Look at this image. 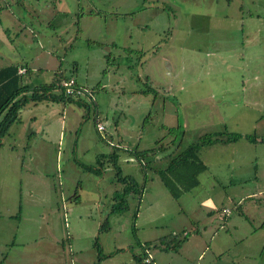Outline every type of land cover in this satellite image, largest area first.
<instances>
[{"label":"rangeland","instance_id":"rangeland-1","mask_svg":"<svg viewBox=\"0 0 264 264\" xmlns=\"http://www.w3.org/2000/svg\"><path fill=\"white\" fill-rule=\"evenodd\" d=\"M23 6L0 10V67L27 64L32 70L22 81L32 85L73 75L94 90L96 105L27 102L1 138L0 264H140L144 248L155 264H202L198 250L213 235L241 248L245 219H259L250 209L264 211V142L242 136L201 146L207 169L178 199L155 172L166 162L144 170L133 153L181 136L175 153L206 134L264 137L255 129L264 119V0ZM247 62L243 72L258 78H241L237 66ZM163 125H179L176 135ZM126 174L143 191H130L111 212L131 181ZM172 233L179 235L174 245L182 240L175 248L165 240ZM159 238L164 245L153 244Z\"/></svg>","mask_w":264,"mask_h":264},{"label":"trees","instance_id":"trees-1","mask_svg":"<svg viewBox=\"0 0 264 264\" xmlns=\"http://www.w3.org/2000/svg\"><path fill=\"white\" fill-rule=\"evenodd\" d=\"M3 1L4 6H1L0 10L6 9L9 6L8 11L11 10V4L17 2L18 5L23 6L24 0H6ZM24 8V6H23ZM23 64L18 62L10 63L9 65L0 67V116L3 115L0 121V141L5 135L8 134L10 126L20 119V108H22L27 102H41L43 100L52 99L53 101L59 100H68L75 101L79 106L89 109V104L93 106L96 105V101L94 100V90L89 89L88 87L83 86L78 83L75 77L69 76H54L50 82L38 83L36 85H32V83H24L22 81V76L25 74L20 73L18 70L20 68H24ZM26 73H29V67L25 69ZM57 75V74H55ZM74 78V86L80 85L83 90H87L86 95H81L78 98H73V96H69L66 92V88L62 85L63 81H68L69 79ZM53 90H58L59 94L52 93ZM146 121V118L145 120ZM104 127V126H103ZM177 127H166L163 125V128L166 129L170 134L176 135ZM98 128V127H97ZM98 131L102 130L97 129ZM245 136L247 140L251 142L257 141V136L255 134H245L242 135L236 132H219L215 134H206L201 136L197 141L188 144L183 150L175 151L180 147L182 136L180 140H170V142L160 143L159 140L156 141L153 148H147L143 150H136L133 154L135 155L136 160H138L145 170L149 165L155 161L166 162V165L163 167H159V170L156 169V173L159 176L160 180L163 182L164 186L169 190L172 196L175 199H178L181 194L185 191H190L195 186L199 184L198 176L200 173L207 169V166L203 161L199 158V150L201 146H206L208 144L213 143H230L236 141L238 138ZM261 141H264V137L260 138ZM1 144V143H0ZM175 153V154H174ZM111 158V157H110ZM113 161L112 165L114 169L117 171L120 170V166L117 164L118 154H112ZM91 170V168H88ZM124 180H131L126 184L124 191L121 194H117L114 196V202L111 207V212L119 210L125 204L126 198L125 196L130 192L134 191L137 195L141 196L143 191V186H138L137 182L133 180V177L129 174L124 176ZM127 183V182H126ZM115 201H117L115 203ZM223 218V217H222ZM190 231H186L185 235L182 237V240L187 239ZM178 234H170V237L165 239L168 241L173 247L175 245H180V239H177L175 245L173 244ZM154 243H159L164 245V241L162 239L155 240ZM145 245L149 246L151 244L145 243ZM155 245V244H154ZM98 249L99 245H98ZM166 250L165 248H163ZM148 248H144V257L143 259L138 257L136 261L142 263L145 262V258H148L150 261L147 264L153 263V258H151Z\"/></svg>","mask_w":264,"mask_h":264},{"label":"crops","instance_id":"crops-1","mask_svg":"<svg viewBox=\"0 0 264 264\" xmlns=\"http://www.w3.org/2000/svg\"><path fill=\"white\" fill-rule=\"evenodd\" d=\"M3 1H5V3H7L6 0H0V8H2L1 6H4ZM24 2H25V0H24ZM8 8H9V6H7L6 9H8ZM6 9H2V10H6ZM141 24H143L144 27H147V28L149 27V23L148 24L147 23H141ZM2 39H4V40L6 39L8 41L7 36H5V37L2 36ZM239 55H240L239 52H237L238 58H239ZM165 61H167V60L165 59ZM22 66H25V69L27 68V64H23ZM249 66L250 65L248 64V62H247L246 66H237L239 72L241 73V78H243V80L248 79V78H258L260 75V73H256V72H251V73H249V75L244 73L243 72L244 68L249 67ZM31 70L32 69L29 67L30 73H31ZM33 70H36V69L34 68ZM25 73H26V71H25ZM253 73H254V75H252V76H254V77L251 76V74H253ZM71 76L74 77L73 75H71ZM237 79H240V78H237ZM255 126H256V128H255L256 130H258V128H260V127L264 129V119H261V121H255ZM237 133H239V132H237ZM240 134L245 135L247 133H240ZM257 140L261 141L259 136H257ZM262 142H264V141H262ZM199 158H200V156H199ZM203 163H205L207 166V161H203ZM239 201H240V199H239ZM223 208H227V207H223ZM223 208H222V210H223ZM209 213H211V212H209ZM250 213H251L250 215L258 216V218H259L258 223L255 225L256 222H253L249 219H245L246 223H248V226L250 227V229L246 232V236L244 237L246 239H243L242 242L239 243V244L243 243L241 248H238L237 250L234 251L232 248L223 245L222 240H215V235H213L208 240L209 243H206V241H205V243H203V246L201 247V249L198 250L199 253L197 254L196 259H198L199 262L202 264H264V259L262 256V253L264 250V247H263L264 246V226L262 225V222L264 223V211L263 212L258 211L257 206L255 205L250 209ZM228 214H221V215L224 216V215H228ZM223 219H225V218L223 217ZM195 231L199 232V229L195 228ZM186 243H188V242H186ZM252 250H255V252ZM153 263L155 264L154 259H153Z\"/></svg>","mask_w":264,"mask_h":264},{"label":"built area","instance_id":"built-area-1","mask_svg":"<svg viewBox=\"0 0 264 264\" xmlns=\"http://www.w3.org/2000/svg\"><path fill=\"white\" fill-rule=\"evenodd\" d=\"M18 71L20 73H24L25 69L24 68H20ZM74 83H75L74 78H71L68 81H63L62 82V85L66 88V92L68 94H70L69 95L70 97L73 96V98H78L81 95H86L87 97L90 96L89 94L88 95L86 94L87 90H83L82 87L78 86V85L74 86ZM97 127H98L99 130H102L104 128L103 125H101V124H98ZM228 213H229V209L223 208L222 214H228ZM222 216L223 215H221V217ZM149 261L150 260L148 258H145V262L148 263Z\"/></svg>","mask_w":264,"mask_h":264},{"label":"clouds","instance_id":"clouds-1","mask_svg":"<svg viewBox=\"0 0 264 264\" xmlns=\"http://www.w3.org/2000/svg\"><path fill=\"white\" fill-rule=\"evenodd\" d=\"M80 86V85H79Z\"/></svg>","mask_w":264,"mask_h":264}]
</instances>
